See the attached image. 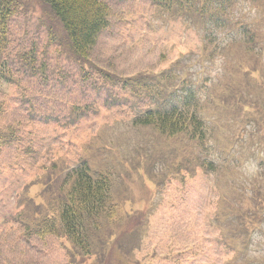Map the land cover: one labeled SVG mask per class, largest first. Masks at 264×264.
<instances>
[{
  "label": "rangeland",
  "instance_id": "rangeland-1",
  "mask_svg": "<svg viewBox=\"0 0 264 264\" xmlns=\"http://www.w3.org/2000/svg\"><path fill=\"white\" fill-rule=\"evenodd\" d=\"M104 1L110 27L85 59L44 0L16 2L3 54L18 83L0 87V132L17 138L0 158V264H264V0ZM191 91L205 147L171 148L156 124L135 123ZM83 157L110 173L116 217L98 256L75 258L59 239L24 238L14 215L42 167ZM253 224L245 254L221 242Z\"/></svg>",
  "mask_w": 264,
  "mask_h": 264
},
{
  "label": "trees",
  "instance_id": "trees-1",
  "mask_svg": "<svg viewBox=\"0 0 264 264\" xmlns=\"http://www.w3.org/2000/svg\"><path fill=\"white\" fill-rule=\"evenodd\" d=\"M11 1L0 0V10L11 11L13 6ZM44 2L62 23L73 54L77 58L85 59L88 51L95 45L96 39L109 27L107 19L109 7L99 0H44ZM0 13L1 54L3 39L6 37L3 30L11 14ZM191 92L184 98L187 104L181 108L148 112L144 119L136 120L135 123L156 124L157 130L170 142V147L179 140L187 141L184 145L196 149L205 147L210 130L201 110L197 108V112L191 111L188 107V103L192 102L194 97ZM13 139L11 132H0V154L5 146L12 145ZM181 148L178 150H182ZM201 162L204 168L214 170L210 168L213 164L209 165L208 158H202ZM96 168L93 167V161L86 157H83L80 164L73 169H66L58 160L54 161L50 168L42 167L43 174L38 175L32 182H35L38 191L32 195L26 190L25 198L22 199L21 196L19 198V207L14 215V219L24 231V238L36 237L41 241L48 238L59 239L66 245H71L70 252L75 258L82 255L97 257L99 250L94 243L96 235L106 230L116 216L115 203L111 199L112 177L107 171L100 172ZM101 223L108 226L100 230ZM22 254L19 255L21 260Z\"/></svg>",
  "mask_w": 264,
  "mask_h": 264
},
{
  "label": "clouds",
  "instance_id": "clouds-1",
  "mask_svg": "<svg viewBox=\"0 0 264 264\" xmlns=\"http://www.w3.org/2000/svg\"><path fill=\"white\" fill-rule=\"evenodd\" d=\"M247 175L252 176L258 171V164L255 160H250L246 163Z\"/></svg>",
  "mask_w": 264,
  "mask_h": 264
}]
</instances>
